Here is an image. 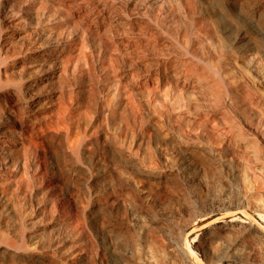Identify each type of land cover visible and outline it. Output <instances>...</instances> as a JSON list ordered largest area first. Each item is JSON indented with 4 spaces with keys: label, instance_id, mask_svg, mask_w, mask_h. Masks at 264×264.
<instances>
[{
    "label": "bare ground",
    "instance_id": "bare-ground-1",
    "mask_svg": "<svg viewBox=\"0 0 264 264\" xmlns=\"http://www.w3.org/2000/svg\"><path fill=\"white\" fill-rule=\"evenodd\" d=\"M195 1L0 0V264H193L185 218L215 211L260 222L221 223L201 264H264L261 95L208 41L261 71Z\"/></svg>",
    "mask_w": 264,
    "mask_h": 264
},
{
    "label": "rangeland",
    "instance_id": "rangeland-1",
    "mask_svg": "<svg viewBox=\"0 0 264 264\" xmlns=\"http://www.w3.org/2000/svg\"><path fill=\"white\" fill-rule=\"evenodd\" d=\"M66 1L69 2V0H63V3H61L62 0H50V1L47 0L46 4H47V7H49L50 9H53L54 11H58L60 10L61 6ZM196 1H195L197 3L196 7L198 10L197 12H200L199 15L204 20L209 19L214 24L215 29H217L216 30L217 33H219L222 46H225L228 48L231 47L230 49L235 52L237 50L236 49L237 45H236V40H235L236 35L238 34L237 32L245 31L249 35L250 38H249V44H247V48H249L251 54H253L252 57L258 62V69H259L258 71H261V72L247 71L244 67L243 60H240V58H238L239 56L237 55L232 56V57L221 56L220 54L221 52L218 50L219 43L217 42L212 43L211 41H208V42H209L210 47H212L211 48L212 51H214L213 53L215 54L216 52L215 56L213 55L215 57L213 61V64L215 65V69L222 73L227 72L226 75L230 76L233 81L236 80L235 82H238V83L243 82L244 85L246 84L245 86L259 93V95H261V107L263 109L264 108V36L262 35L260 36L259 34H256L253 29L260 27L264 30V0H230L231 2L235 4L236 6L235 9L234 8L229 9L225 3L226 0H196ZM257 53L259 54V56L256 55ZM216 58L217 59L219 58V59L217 60ZM254 87L256 88V90H254L255 89ZM228 108H227V112L233 114L234 113L233 107L229 105ZM239 121L237 124H239V127L243 128L244 124L241 121L240 122ZM135 128L136 129L133 131L134 133L132 136H134L135 133L137 135V127ZM151 144L152 143L150 142L146 144L147 151L149 150L148 152L153 150L152 149L153 144L152 145ZM149 147L152 150H150ZM256 149H258L257 151H260V150L264 151L263 145H262V148H256ZM221 152L224 156L226 155L230 156V153H232V151L228 150L226 147L222 148ZM260 153L261 152H259L260 162L263 163L264 162V152H262L261 154ZM67 161L66 163H68ZM263 164H260L261 173L260 172L258 173V175L259 176L261 175L262 177H264V170H262L264 169ZM215 166L214 167L216 168V170L219 168L216 171V177L219 179L218 181L224 180V178L226 180L227 174H226V171H224L225 169L220 170L222 169L219 167L220 165H215ZM220 172L221 173L223 172L224 174L223 173L221 174ZM245 174L250 175V172H247ZM229 183L232 184L233 188H236V184L234 181L231 180L229 181ZM214 189H216L217 192H221L223 188H221L218 185V186H215ZM183 191H182V194L180 193L181 194L180 199L182 200L181 202L183 204L185 203L188 208L190 207L189 209L191 210L193 215L198 214V209H196V207H193L194 206L193 199L188 198L189 195ZM62 192H63V195L65 194L66 197L68 196V193L66 192L65 187H63ZM234 217L241 218L252 224H258V222H260L259 214L257 213V211H251L250 216L248 218L243 216L242 214L229 217V216H226L222 211H215L213 214H211V216L206 221H202L198 223H195V222L193 223L191 220L192 217L185 218L186 220V228L184 232V235L186 238L185 244H186V247L191 251V260L193 264H201L202 261L204 260V253L200 247V244L204 242V240L207 237V234L211 231H214V232L219 231V227L221 223L227 222ZM164 226H171V224L165 221Z\"/></svg>",
    "mask_w": 264,
    "mask_h": 264
}]
</instances>
